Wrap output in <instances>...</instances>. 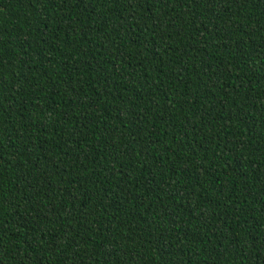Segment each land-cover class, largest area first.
<instances>
[{"label":"trees","instance_id":"trees-1","mask_svg":"<svg viewBox=\"0 0 264 264\" xmlns=\"http://www.w3.org/2000/svg\"><path fill=\"white\" fill-rule=\"evenodd\" d=\"M0 264H264V0H0Z\"/></svg>","mask_w":264,"mask_h":264}]
</instances>
